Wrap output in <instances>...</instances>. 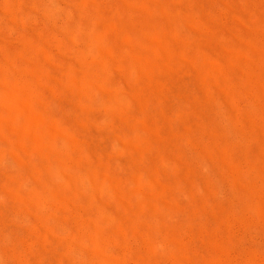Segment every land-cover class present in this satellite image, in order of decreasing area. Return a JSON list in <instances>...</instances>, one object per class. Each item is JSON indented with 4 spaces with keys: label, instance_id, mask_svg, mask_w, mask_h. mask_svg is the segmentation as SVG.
Returning a JSON list of instances; mask_svg holds the SVG:
<instances>
[{
    "label": "rangeland",
    "instance_id": "374dc122",
    "mask_svg": "<svg viewBox=\"0 0 264 264\" xmlns=\"http://www.w3.org/2000/svg\"><path fill=\"white\" fill-rule=\"evenodd\" d=\"M0 264H264V0H0Z\"/></svg>",
    "mask_w": 264,
    "mask_h": 264
},
{
    "label": "bare ground",
    "instance_id": "6f19581e",
    "mask_svg": "<svg viewBox=\"0 0 264 264\" xmlns=\"http://www.w3.org/2000/svg\"><path fill=\"white\" fill-rule=\"evenodd\" d=\"M171 1V0H170ZM173 1V0H172ZM173 3V2H172ZM174 4V3H173ZM168 9V8H167ZM48 13H49V11H48ZM179 13V12H178ZM100 22V21H99ZM157 28V27H156ZM160 28H162V27H160ZM92 36V35H91ZM101 37H102V35H101ZM103 39V38H102ZM91 43L92 44H94V49H95V54L97 55L98 54V49L99 48H102V43L100 42V40L98 39V38H96L94 41L92 40L91 41ZM107 44V43H106ZM37 45V44H36ZM89 46V45H88ZM91 44H90V48H88V49H91ZM98 55H100V53L98 54ZM94 56V55H93ZM137 58V57H136ZM82 60V59H81ZM80 61V60H79ZM83 63V62H82ZM81 65H83V64H81ZM84 65H85V63H84ZM84 65H83V67H84ZM81 67V66H80ZM74 68H76V67H74ZM82 68V67H81ZM80 68V69H81ZM71 69H73V68H71ZM75 70V69H74ZM33 71V70H32ZM73 71V70H72ZM79 71V70H78ZM74 72V71H73ZM72 72V73H73ZM8 73V72H7ZM32 73V72H31ZM83 73H84V76L85 77H83V78H86L88 75H90L91 73H90V70L89 69H87V68H84L83 69ZM81 74V73H80ZM80 74H79V76H80ZM13 75H14V73H13ZM72 75V74H71ZM91 77H92V75H91ZM29 78V77H28ZM79 78L80 77H78V80H79ZM89 78V77H88ZM88 78H86V80H85V82L88 80ZM12 80V79H11ZM13 81V80H12ZM19 81V80H18ZM31 80H28V83L30 82ZM82 81H84L83 79H82ZM88 82V84H89V81H87ZM86 82V83H87ZM23 83V82H22ZM84 82H82V84H83ZM12 85V84H11ZM15 85V84H14ZM19 86V85H18ZM38 87V86H37ZM2 88V87H1ZM3 90V89H2ZM12 92V91H11ZM11 92H10V97H11V99L13 100V99H15V100H18L19 99V96L21 95V91H20V94L19 93H17V92H15V91H13V92H15V93H13L12 92V94H11ZM27 92V91H26ZM120 92V91H119ZM9 93V92H8ZM8 93L6 92L5 94H7V96L9 97V95H8ZM4 94V95H5ZM3 95V94H2ZM22 95H24V94H22ZM26 96V95H25ZM21 97V96H20ZM7 98V97H6ZM8 99H10V98H8ZM10 101V100H9ZM28 101H29V99H28ZM31 101H32V99H31ZM6 102H7V100H6ZM8 103V102H7ZM19 103V102H18ZM29 103V102H28ZM33 103V102H32ZM10 105V104H9ZM28 107V106H27ZM14 109V108H13ZM35 109V108H34ZM31 110H32V108H31ZM35 111V110H34ZM44 113V112H43ZM25 115V114H24ZM45 115V114H44ZM43 116V115H42ZM41 118V117H40ZM34 119V118H33ZM35 120V119H34ZM44 120V119H43ZM46 121V120H45ZM38 122H39V119H38ZM37 122V123H38ZM51 123V122H50ZM33 124V123H32ZM31 124V125H32ZM35 124V123H34ZM38 128V127H37ZM39 129V128H38ZM36 133V132H35ZM56 135V134H55ZM41 136H43V134L41 135ZM40 136V137H41ZM38 139V138H37ZM40 140V139H39ZM38 141V140H37ZM43 141H44V139H43ZM54 141V140H53ZM4 152V151H3ZM52 165V164H51ZM53 168V167H52Z\"/></svg>",
    "mask_w": 264,
    "mask_h": 264
}]
</instances>
